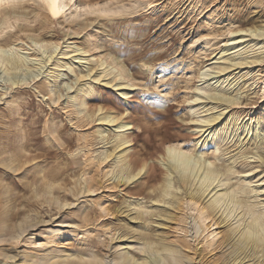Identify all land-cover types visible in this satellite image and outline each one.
Segmentation results:
<instances>
[{
	"label": "rangeland",
	"instance_id": "1",
	"mask_svg": "<svg viewBox=\"0 0 264 264\" xmlns=\"http://www.w3.org/2000/svg\"><path fill=\"white\" fill-rule=\"evenodd\" d=\"M61 1L59 9L64 8ZM79 1L89 4L86 7L91 10L68 20L60 16L47 20L32 0L7 7L0 14V45L12 47L26 57L20 72L21 77L27 75L20 85L11 84L0 67V159L7 153L11 155L7 158L8 168L0 164V223L7 224L0 251L25 252L41 259L48 251L59 250V255L70 252L106 257L114 264V257L127 250L139 260L144 258L141 259L144 253L140 251L143 240L137 235L144 232L151 238L177 244L191 264H236L238 260L229 263L231 258L227 256L236 237L227 240V226L220 222L219 212L198 221L197 210L207 198L195 205L184 200L181 212L172 211L176 215L173 221L159 219L160 208L168 205H155L145 190L137 199L141 209L150 211L145 213L149 216L144 215L147 217L141 222L132 219L139 205L133 208L127 204L138 201L129 196V192L138 189L132 183L137 178L121 182L120 163L113 155L103 159L105 153L113 152L111 140L117 135L116 130L96 132L101 122L94 116H82L78 106H72L77 80L66 66L54 72L60 74L54 77L50 62L45 66L37 62L44 54L63 57L58 52L67 44L82 48L84 58L75 65L77 73L89 72L91 77L99 73V63H103L111 72L110 77H120L118 81L129 91L127 102L114 86H103L88 76L82 83L94 89L91 98L96 102L90 101V105H100L107 113L122 114L135 121L138 126L128 131L137 135L135 149L152 157L148 162L155 166L158 181L165 172L159 160V152L166 145L160 139L163 135L175 139V144L191 146V155L199 162L233 168L231 183L245 184L248 203L264 212V163L256 166L254 159L243 156L244 152L246 156L255 152L264 156V40L256 41L247 35L242 39L245 42L238 45L236 41L248 27H264V0ZM102 3L117 10L103 14L98 11ZM77 4L78 0H74L64 15L68 17ZM35 39L51 43L45 53L34 52L30 41ZM234 45L237 47L231 48ZM222 52L229 59L243 56L248 60L253 55L261 59L221 77H217L216 64H212L203 78L204 66ZM39 66L43 67L38 71ZM198 87L207 94L217 91L230 95L235 103L226 109L207 104L202 109L208 110L201 112L202 104L195 105L197 102L193 101ZM57 94L60 100L54 103ZM13 99H17L16 103H11ZM190 105L197 106L200 115L219 109L226 114L222 127L211 132L214 136L208 135L216 137V147L203 143L208 131L202 134L193 129L191 119L198 115L190 110ZM17 107L18 113L9 120V110ZM254 124L261 129L247 133V126ZM142 126L152 132L144 134ZM22 127L25 135L19 132ZM155 127L162 128L160 135L153 131ZM51 128L55 132L48 134ZM13 130L14 135L9 137ZM118 151L119 148L113 153L118 155ZM4 186L8 188L4 190ZM83 187L89 191L81 193L79 189ZM142 188L143 185L139 190ZM195 228H200L198 233ZM256 258L244 261L252 264ZM0 262L20 264L17 259H4L1 255Z\"/></svg>",
	"mask_w": 264,
	"mask_h": 264
},
{
	"label": "bare ground",
	"instance_id": "2",
	"mask_svg": "<svg viewBox=\"0 0 264 264\" xmlns=\"http://www.w3.org/2000/svg\"><path fill=\"white\" fill-rule=\"evenodd\" d=\"M25 1L26 0H0V14L2 13L1 11L5 10L7 7L10 8L15 7L22 4ZM32 1L37 3L38 6H40L44 14V17L49 21L59 16L62 17V20H68L69 18H78L84 12H89L91 10L90 9L91 7L90 8L86 7L89 4L84 5L81 1L78 0L77 6H75L71 11L72 13L70 12V15L66 17V15H64L67 10L66 8L72 6L74 0H62L61 2L64 7L62 9H59L57 7L59 0H32ZM54 6L58 9V15L55 16L52 14V9ZM116 10L117 9H113L108 4H103L98 7V11L103 14H109L115 12ZM243 31L245 33L240 35L239 38L236 40L238 45L241 44L242 41L245 42V40L242 39L247 35L256 41L261 40V38L264 40V27H258V28L248 27L246 30ZM50 44L43 41V39H35L30 41V46H32V48L34 47V52L37 54L39 52H41L42 54L45 53L46 49H48ZM236 47L237 45H234L231 48L235 49ZM238 48L236 49V51H240V49ZM9 49L10 52H8ZM13 50L14 49L12 47L7 49L3 45H0V67L6 74V77L11 84L20 85L22 81L25 79V75H26L24 74L23 75L24 77H21L22 72H20L21 68L24 66L26 62L25 61L26 57L22 56L16 50H15L16 52ZM224 50L225 49H223L222 51ZM84 52L85 51L78 46L67 44L64 50L58 52L62 54L63 57L56 58L53 57L51 53L47 56L44 54L43 58L40 57L41 59H38L39 62H37V65L43 64V66H45L46 63L50 62L49 65H52L50 69H53L52 73L54 77L57 76L59 77L60 75V74L54 75V72L56 73L57 71H60L61 68L66 66L71 73H74L76 75V80H77V85L72 91L74 94L71 95L72 106L75 105L78 106L77 109L78 113L82 114V116L87 118L94 116L95 117L94 120H98L101 122V125L96 129V132L102 134L107 130H112V131L116 130L117 135L113 137V140H111L112 143H114L112 150L114 152L115 149L119 148L118 151L119 154L116 155L117 152L115 154L112 152L109 153L108 155L107 153H105L103 159H106L108 156L113 155V158H115L116 162L120 163V168L118 170V175H119L118 178L120 179L121 182L127 183L130 180L137 178L135 181H132V183L134 182L135 185L138 186V189L137 190L134 189L135 191L129 192V196L130 197L135 196L134 198L136 199L134 200H138V201L137 203L133 202L134 204H131L132 202H129L130 204H127L128 207L129 205L131 206L139 205L136 208L135 206L133 207L135 208L134 211L135 214L132 217V219L134 221L141 222L142 220H145L147 216H149L148 214L145 213H149L150 211L149 210L146 211V209L144 210V208L141 209L142 205L138 203L140 202V199H137V197L145 193V190L146 193L147 191L148 193H150L148 197L150 198L151 202H153L154 204L157 203V205L158 204L168 205L167 207L164 206L162 208H160L159 206L161 210V212H159L158 214L159 219H161V217H166L167 219L173 221L176 220V215L172 213V211L173 210L175 211L177 209L178 212H181L182 204H184V200L189 199L190 204L195 205L199 201H201V199L203 200L204 198H207L204 204L200 206L197 210L198 221L200 222L203 221V219L207 216V214L215 215L219 212V216H221L220 222L224 221L227 226L226 232L224 233L227 240L231 241L236 237V239L234 240L235 242L232 243L230 247V251L227 254L228 258H231V261H229V263L230 262L234 263L238 260L236 264H246L247 261H244L246 258L250 260L252 257L253 260L254 257H257L255 259V262L253 263L251 262V263L264 264V212L256 211L255 209H253L250 203H248L247 201V198L249 197L247 191L248 187L247 188L244 187L245 184L244 186H241V185H234L231 183V177L232 175H234V171L232 170L233 168H231L228 165H213V163L199 162L198 160H195L194 157H192L191 146L185 147L178 143L175 144L173 143L175 139H171L169 137L165 138L162 135L160 139L162 141V144L163 145L166 144V145L164 146V148H162L163 149L161 150L162 152L160 151L161 154L159 152V155H161L159 157V160L163 163L165 172L161 180L158 181L155 166L151 163L152 161L148 162V159L152 157L151 156L149 157L148 155L147 157L144 153L141 155V153L137 151V149H135V143H136L135 141L137 135L134 133L133 130L130 132L128 131L130 129H133L135 126H138L135 123V121L128 118V116L122 117L123 116L122 114L117 115L110 112L107 113V110L103 111V108L100 105L99 106H94L96 104H94L93 106L90 105V101H92V103L96 102L94 99L92 100L91 98L94 89L92 85H85L84 83H82L83 80H85L86 77L88 76H89L88 79L92 78V80L101 83V85L103 86H107V85L114 86L125 101L128 100L129 91L128 89H126L128 87H126L125 85H123L121 82L118 81L120 77L119 78L114 76L110 77L111 72L108 69H106V66H104L103 63H99V67H101L99 73H94L91 75V77L89 75V72L88 74H84L82 72L77 73L75 71V67H76L75 65L80 62L79 60H82L84 58L83 57ZM238 58L233 57V59H229L226 57L225 52H222L216 58L215 61H212L204 66L205 68L202 70L201 74L203 78H206V75H208V69L210 68L209 66L212 64H216L215 73L217 77H221L224 74L229 73L232 70L241 67L244 64L255 63L257 59H261L260 56L258 55H253L250 58H248V60L243 58V56L242 58L241 57L239 59ZM30 60L32 61L35 59H30ZM43 66H39V68H37L38 71ZM26 68H28V66ZM92 69L93 68H90V70ZM88 83L91 84V82ZM197 89L199 92L198 94H196L193 101L197 102L195 103V105L200 106L202 104V106L199 107L200 110L203 107H205L207 104H214V105L217 104L218 106H222V108L226 109L228 105L235 103L233 97H230V95L227 96L224 94H219L217 93V91L213 93L210 92L207 94L205 91H201L200 87H198ZM16 100L17 99L12 101L11 103H16ZM59 100H60V95L57 94L52 102L55 103L58 102ZM195 105L193 106L190 105L191 107L190 110L198 115V118L191 119V121L194 123L192 127L196 132L199 133L202 132V134H205L208 131L203 139V143H206V145L209 144L212 147H216L218 145L216 137H214V139L208 138V135L212 134L211 132L215 131L217 128L222 127L223 125L222 120L225 118L226 114L224 115L222 112H219L220 110L219 109L218 111L215 112H211L209 110L210 113L200 115L201 112L207 111L208 109L206 107L205 110L202 109L201 112H198L200 110L199 108H197V106L195 108ZM214 105H211L212 106L211 108L217 109L216 107L218 106L217 105L214 106ZM98 112L99 114H96ZM16 113H18V107L17 109L11 108L9 110L10 116L8 117V119L10 120L13 117L12 115ZM104 125L108 128H102ZM142 127L144 134H148L149 132H152V130L149 131V129L146 126H142ZM161 129L162 128L155 127V129L153 128V131L155 132L156 135L158 134L160 135ZM260 129H261L260 125L254 124L251 126V128L247 126V130L246 129L245 130L247 133L250 132L251 134H253V132L256 133ZM13 131L9 132L10 134H8V136L9 135L11 136V134L15 133V130ZM19 132H22L24 134L25 131L23 127L19 130ZM47 132H49L48 134H50L55 132V130H52L51 128V130ZM212 136H214V133L212 134ZM5 137H7V134ZM47 138H49V136H47ZM218 140L221 139L218 138ZM6 155L7 157H1L0 164L8 168L10 163L7 161V158H10L11 155L8 153ZM243 156L244 158L248 157L254 159L253 163L254 162L255 164L257 163L256 166H261L264 163V156L261 153L255 152L251 156H246L244 152ZM157 182L158 184L155 185ZM142 185H143L142 188L143 190H139L141 189ZM85 187L79 189L82 190L81 193L83 194L89 191V189ZM7 188H8L7 186H4V190ZM76 195L78 194L76 193ZM237 210L239 211L237 212ZM154 215L157 214L155 213ZM6 229H7V224L4 223V221H2L0 223V241L6 240L5 235L3 234V231H5ZM195 229H196L195 233H198L199 232L198 230H200V228L199 229L195 228ZM137 235H139V237L143 240L142 241L143 248L142 249L139 248V249L142 253H144L141 259L143 257L144 258L142 260H139L138 258L139 256L136 257L135 254L127 250L124 251L122 254L118 255L117 257H114V260H112L114 264H146V263L147 264L148 263L191 264L190 258L182 254L181 249L180 248L178 249L179 246L177 244L165 243L159 238H154V236L153 238H151L152 235L150 236L144 232H139V234ZM18 237L19 236H13L12 238H18ZM58 251L57 252L48 251V253H45L44 257H42L41 259H36L33 255H30L25 252L24 254H20L19 252L6 254L5 252L0 251V255L3 256L4 259H17V261H19L20 264H111V260L106 257L103 258H96L93 256L86 257L80 254L75 255L70 252H65L64 254L59 255ZM258 254L260 255L257 256ZM258 258H261V260L259 259L258 261L257 260ZM0 264H4V263L0 262Z\"/></svg>",
	"mask_w": 264,
	"mask_h": 264
},
{
	"label": "snow or ice",
	"instance_id": "3",
	"mask_svg": "<svg viewBox=\"0 0 264 264\" xmlns=\"http://www.w3.org/2000/svg\"><path fill=\"white\" fill-rule=\"evenodd\" d=\"M52 14L55 16V15H58V9L54 6L53 9H52Z\"/></svg>",
	"mask_w": 264,
	"mask_h": 264
}]
</instances>
